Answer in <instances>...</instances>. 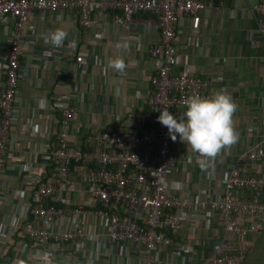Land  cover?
<instances>
[{
	"label": "built area",
	"instance_id": "obj_1",
	"mask_svg": "<svg viewBox=\"0 0 264 264\" xmlns=\"http://www.w3.org/2000/svg\"><path fill=\"white\" fill-rule=\"evenodd\" d=\"M206 6L197 0H0V19L12 20L16 27L11 48L0 59V71L5 76L4 88L0 90V178L18 117L14 104L25 47L20 34L22 23L34 13L44 18L48 12L71 10L76 12L81 27L90 28L97 12L118 9L121 14L113 17L115 23L130 28L135 15L148 13L154 16L153 25L159 31L157 43L149 50L157 64L149 78L146 111L136 117L133 128L112 126L98 130L88 138L87 143H94L93 149H85L68 138L70 124L77 115L79 94L62 92L50 103L49 109L57 113L56 142L45 154L51 170L45 175L36 173L34 163L24 160L21 171L30 188L27 196L14 195L17 211L13 218L0 221V256L9 250L12 253L10 262L0 264L21 260L29 246L34 248L31 254L36 264H57L54 252L68 242H77L79 248V241L87 236L81 220L84 214L95 216L99 226H107L108 244L128 241L141 246L144 264H161L158 258L150 259V255L162 247H172V235L188 219L205 220L207 229H211L215 219L220 232L198 264L241 263L247 239L264 229V174L245 172L248 162L264 166V127L260 138L248 140L246 149L229 168L220 195L212 197L202 191V197L192 202L165 186L177 166L171 155L168 129L158 122V109L185 107L193 94L209 96L215 81L213 77L196 75L188 64L174 73L176 25L183 16L197 15ZM252 11L264 38V0L256 1ZM50 54L51 50L44 51L41 56ZM31 126L36 127L32 123ZM71 177L79 180L83 188ZM83 193L88 198L84 205L78 204V196ZM48 199L56 203H49ZM97 203L102 208H97ZM188 251L181 245L173 253L181 256V264H189L183 255Z\"/></svg>",
	"mask_w": 264,
	"mask_h": 264
},
{
	"label": "crops",
	"instance_id": "obj_2",
	"mask_svg": "<svg viewBox=\"0 0 264 264\" xmlns=\"http://www.w3.org/2000/svg\"><path fill=\"white\" fill-rule=\"evenodd\" d=\"M197 1L207 4L206 8L197 15L183 16L176 25L174 73L188 64L196 75L215 78L209 96L219 90L232 96L238 105L233 119L239 140L215 159L214 173L209 177L195 163L197 154L188 151L179 136L176 141L170 137L171 155L177 168L165 186L192 202L202 197V191L212 197L220 195L229 168L246 149L248 140L260 138L264 127V38L258 32L252 11L258 0ZM117 14L97 12L90 28L81 27L76 12L71 10L48 12L44 18L34 13L22 23L20 34L25 47L20 60L19 94L14 104L18 117L8 144L9 158L0 178V221L9 222L13 218L17 211L16 193L28 194L30 187L21 171L24 160L34 163L36 173L45 175L51 170L45 154L55 144L57 114L49 105L62 92H76L80 96L68 138L85 149H93L94 143L87 142L96 131L112 126L133 128L136 117L146 111L149 78L157 64V58L151 57L149 50L157 43L159 31L151 14L135 15L130 28L113 21ZM58 28L68 33L64 45L54 47L45 43L44 37ZM14 31L12 20L0 19V59L8 54ZM50 50V55L41 56ZM117 56H123L127 65L124 74L107 67L108 59ZM4 85L5 76L0 71V90ZM185 110L186 107L176 106L170 112L179 116ZM31 123L36 126L34 129ZM245 172L264 174V166L248 162ZM72 181L83 188L79 180ZM87 198V193L80 194L78 204L84 205ZM71 203L75 204L73 200ZM81 220L87 233L79 241L81 248H76L77 242H71L62 251L54 252L57 264H89V261L144 264L141 246L128 241L108 244L107 226H99L98 219L90 214H84ZM206 227L205 220L188 219L173 237V246L162 247L150 259L158 258L161 264H181V256L173 251L183 245L190 251L184 252V257L190 253L189 261L198 264V254L214 244L220 232L216 220L211 229ZM33 249L29 246L25 251L24 264H36Z\"/></svg>",
	"mask_w": 264,
	"mask_h": 264
},
{
	"label": "clouds",
	"instance_id": "obj_3",
	"mask_svg": "<svg viewBox=\"0 0 264 264\" xmlns=\"http://www.w3.org/2000/svg\"><path fill=\"white\" fill-rule=\"evenodd\" d=\"M67 36L66 31L58 28L47 34L44 42L61 47ZM107 67L124 74L127 65L123 56H117L108 59ZM185 107L186 110L179 116L171 113L168 106L158 109V122L168 129L173 141L179 136L181 142L188 146V151L197 154L195 163L211 177L215 159L239 140L233 119L238 105L230 94L219 90L205 97L193 94L186 100ZM13 264L24 262L17 259Z\"/></svg>",
	"mask_w": 264,
	"mask_h": 264
},
{
	"label": "rangeland",
	"instance_id": "obj_4",
	"mask_svg": "<svg viewBox=\"0 0 264 264\" xmlns=\"http://www.w3.org/2000/svg\"><path fill=\"white\" fill-rule=\"evenodd\" d=\"M245 259L242 264H264V231L257 235H253L247 239L244 244ZM24 263L25 259H21ZM29 262V261H28Z\"/></svg>",
	"mask_w": 264,
	"mask_h": 264
},
{
	"label": "trees",
	"instance_id": "obj_5",
	"mask_svg": "<svg viewBox=\"0 0 264 264\" xmlns=\"http://www.w3.org/2000/svg\"><path fill=\"white\" fill-rule=\"evenodd\" d=\"M106 12H109L110 14L112 13V14H115V13H119V14H121V11L120 10H118V9H111V10H108V11H106ZM144 14H148V13H144ZM138 15V14H137ZM153 18H154V16H153ZM57 114V113H56ZM55 142H56V132H55ZM74 166V163L72 162V163H70L69 164V169L71 170L72 169V167ZM48 202L49 203H56L55 201H53V200H51V199H48ZM84 207V209L86 208L85 206H83ZM97 208H102V206H101V204L100 203H97V206H96ZM106 211H108L107 209H105ZM109 212V211H108ZM215 220V219H214ZM218 222V221H217ZM219 226V225H218ZM263 231H264V229H263ZM263 231H261V233L263 232ZM173 236V235H172ZM260 236V234L259 235H257V238ZM17 240H20V238H17ZM27 241V243L28 244H32V241H30V240H26ZM214 243V242H213ZM69 244V242L66 244V245H68ZM212 247H213V244L211 245V246H208V247H205V249H203L202 250V254L200 253V254H198V259H200L199 260V262L201 261V259H202V257L204 256V254H206L208 251H210L211 249H212ZM81 248V247H80ZM80 248H77V249H80ZM60 251H62L63 249L62 248H60L59 249ZM79 253V252H78ZM188 254V253H187ZM190 254V253H189ZM189 254H188V256H185V261L187 262V263H189V264H193V263H191L190 261H189V259H190V257H189ZM192 256H193V254H191ZM245 250L243 249V252H242V261H241V263L240 264H242L243 263V261H244V259H245ZM150 257H151V255H150ZM12 258V253H11V250H9V252L7 253V255H5V256H3L2 258H0V261H4V262H10L9 260ZM75 258H76V262H78V259H77V257L75 256Z\"/></svg>",
	"mask_w": 264,
	"mask_h": 264
}]
</instances>
